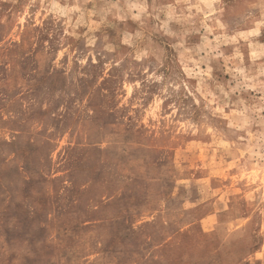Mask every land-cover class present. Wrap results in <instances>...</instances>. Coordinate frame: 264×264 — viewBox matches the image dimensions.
Listing matches in <instances>:
<instances>
[{"label": "rangeland", "instance_id": "rangeland-1", "mask_svg": "<svg viewBox=\"0 0 264 264\" xmlns=\"http://www.w3.org/2000/svg\"><path fill=\"white\" fill-rule=\"evenodd\" d=\"M74 6L77 0H0V264H89L90 255L95 257L91 264H239L259 251L264 244L259 193L245 192L250 202L236 205L229 197L233 215L251 217L248 243L217 251L219 245L201 234L204 214L199 208L180 212L185 201L200 198L195 186H177L154 159L140 164L142 154L123 147L127 138L117 136L106 150L95 146V133L118 119L102 107L101 90L113 95L127 63L109 71L94 92L93 86L115 55L107 48L117 47L123 32L137 25L128 21L127 26L90 31L87 16L83 25L77 24L79 13L70 11ZM152 24L159 26L157 21H150L149 27ZM192 27L172 22L169 29L176 37H153L169 60L190 74V87L203 78L210 90L219 85L227 92L242 79L235 68H242L244 75L250 67L254 72L246 47L241 48L240 64L232 59L236 45H206L201 39L207 35L204 29L196 33ZM181 35L183 47L174 49ZM214 35H207V41ZM251 43L252 55L259 56L264 32ZM64 48L68 53L57 67V53ZM85 58L81 67L78 61ZM209 69L211 79L202 76ZM135 78H140L139 72ZM128 80L133 82L131 74ZM252 95L259 93L240 92L242 99ZM85 96H90L88 107L95 111L91 118L75 107ZM81 128L87 133L78 131ZM212 186L219 185L213 181ZM226 216L221 213L219 220L224 222Z\"/></svg>", "mask_w": 264, "mask_h": 264}, {"label": "clouds", "instance_id": "clouds-1", "mask_svg": "<svg viewBox=\"0 0 264 264\" xmlns=\"http://www.w3.org/2000/svg\"><path fill=\"white\" fill-rule=\"evenodd\" d=\"M77 2L78 6L70 11L79 13L78 25H83L84 17L87 16L90 31L99 30L101 26H127L128 21L137 25L136 30L123 32L117 47L107 48L109 53L115 55L113 60L104 65L103 75L93 86L94 92L108 78L109 71L121 69V65L127 63L126 69L121 70L123 79L115 85L113 95H109L108 89L101 90L100 95L105 98L102 107L109 114L116 113L118 119L95 133V146L106 150L114 146L117 136L127 138L123 147L129 152L142 154L138 161L140 164L144 160L150 162L154 159L165 174L173 177L177 186L197 188L200 198L194 202L185 201L180 212H194L199 208L204 214L199 221L201 234L210 243L219 245L217 251L225 248L232 250L247 244L246 226L251 217L233 215L229 208V197L234 198L231 201L233 205L240 200L250 202L251 196H245L244 193L254 191L259 193L260 202L264 204V79H261L264 78V45H260L259 56H253L251 51V41L264 32V0ZM88 5L92 6L91 9L81 11ZM161 13L165 15L164 20H160ZM26 15L25 8L20 16L21 22ZM93 17H97L98 22L93 21ZM150 21H157L159 26L152 24L149 27ZM172 22L181 27L191 25L192 31L196 33L203 28L207 35L215 34L213 41H207V35L201 38L206 45H236L232 59L238 60L240 64L244 61L241 48L246 47L249 64L254 66V72L250 67L247 75H244L242 68H235L234 71L242 79L227 92L219 85L210 90L203 78L190 87L187 81L191 77L184 66L170 61L165 48L153 39L154 36L176 37L177 33L169 29ZM187 34V31L183 33ZM183 35L180 36V43L171 47L182 48ZM202 50V47L197 48V54ZM67 53V48L57 53V67ZM71 55L75 53L69 56V70ZM86 62V58L78 61L81 67ZM210 71L204 72L202 76L211 79ZM136 72L140 73L139 79L135 78ZM129 74L134 78L131 83ZM214 91L219 95L214 94ZM241 91L245 94L259 93V96L242 99ZM89 99L90 96H85L75 107L91 118L95 116V111L88 107ZM112 104L115 107L109 106ZM78 131L87 133L88 130L81 128ZM185 174H188L187 179L184 178ZM213 181L219 186L213 188ZM225 181L230 183L225 185ZM253 184L256 185L254 189ZM176 190H173V196ZM221 213L227 214L224 222L219 220ZM187 227L181 228V231H186ZM86 259L91 264L95 257L90 255ZM257 262L264 264V244L259 251L246 255L239 264Z\"/></svg>", "mask_w": 264, "mask_h": 264}]
</instances>
